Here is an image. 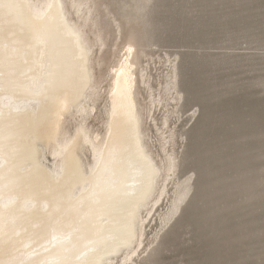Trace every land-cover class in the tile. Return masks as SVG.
Instances as JSON below:
<instances>
[{"label":"rangeland","instance_id":"374dc122","mask_svg":"<svg viewBox=\"0 0 264 264\" xmlns=\"http://www.w3.org/2000/svg\"><path fill=\"white\" fill-rule=\"evenodd\" d=\"M147 3L140 11L88 0L102 46L93 49L100 93L86 124L102 132L107 69L129 45L136 74L147 75L136 84L146 143L160 168L166 154L177 165L133 264H264V0ZM172 70L176 87L165 92ZM185 179L188 192L162 224Z\"/></svg>","mask_w":264,"mask_h":264},{"label":"bare ground","instance_id":"6f19581e","mask_svg":"<svg viewBox=\"0 0 264 264\" xmlns=\"http://www.w3.org/2000/svg\"><path fill=\"white\" fill-rule=\"evenodd\" d=\"M137 1L143 6L133 7L121 0H112L121 10L131 7L140 11L148 9L149 0ZM9 2L12 7L7 15L0 13V264H78L85 261L89 264H133L139 257L144 224L166 194V183L177 167L172 154H166L165 165L160 168L146 143L136 84H146L147 75L143 69L136 74V63L131 60L132 49L125 46L117 61L107 69L103 130H91L86 122L100 93L93 77V66L97 62L92 56L95 47L101 48L102 40L98 32L91 30L94 21L88 0ZM57 17L75 25L69 31L68 39L85 55L87 86L75 92L56 117V134L60 143L76 137L77 130L82 134L66 153L59 155L51 154L48 141L37 136L27 154L22 156L19 140L23 121L19 116L26 110L27 102L25 90L15 84V74L27 54L23 37L28 35L35 44L42 45L45 36L42 29ZM85 29L92 33V40L87 37ZM5 75L8 87H4ZM175 76L172 70L165 92L176 87ZM148 104L151 111L155 101L150 100ZM121 118L130 120L136 127V158L128 175L129 183L135 184L137 190L135 199L129 204L113 203L106 198L99 180L94 184L84 181L94 163L86 138L91 140L105 135L110 121ZM164 141L162 152L169 143ZM142 162L148 164L152 175L162 171L163 180L154 184L147 179L142 174ZM33 168L55 173L57 182L48 186L41 181L32 182L29 176ZM173 189L170 207L162 219L166 223L163 224L170 221L188 192L187 179ZM125 218H130L134 230L131 233L124 227ZM109 225L117 231L118 239L96 245V240Z\"/></svg>","mask_w":264,"mask_h":264},{"label":"clouds","instance_id":"9594fccd","mask_svg":"<svg viewBox=\"0 0 264 264\" xmlns=\"http://www.w3.org/2000/svg\"><path fill=\"white\" fill-rule=\"evenodd\" d=\"M12 7L9 0H0V13L7 15ZM75 25L55 18L42 31L45 33L42 45H37L25 35L26 56L15 74V84L25 90L26 110L20 114L23 121V133L19 140V152L25 156L34 138L43 136L48 141L49 151L53 155L66 153L82 134L72 140L59 142L56 134V117L59 116L68 99L82 87L87 86L85 55L68 39L69 31ZM6 57V54H5ZM9 86L7 75L4 87ZM7 119V114H5ZM136 127L128 120L121 118L111 120L107 133L91 140L86 138L93 154V166L84 177L86 184H94L98 180L106 198L113 203L129 204L136 197L137 187L129 183V168L136 158L134 145ZM138 159V158H137ZM142 173L152 183L163 180V173L152 175L146 162L141 163ZM29 179L41 181L44 186L57 182L55 173L33 168ZM124 227L131 233L133 230L130 218H125ZM118 239L117 231L109 225L96 240V245H105ZM78 264H89L88 261ZM189 264H196L189 261Z\"/></svg>","mask_w":264,"mask_h":264},{"label":"snow or ice","instance_id":"6c2138e0","mask_svg":"<svg viewBox=\"0 0 264 264\" xmlns=\"http://www.w3.org/2000/svg\"><path fill=\"white\" fill-rule=\"evenodd\" d=\"M163 223H166V221H162V224H163Z\"/></svg>","mask_w":264,"mask_h":264}]
</instances>
